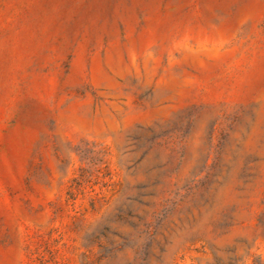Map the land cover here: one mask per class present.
<instances>
[{"label":"rangeland","instance_id":"374dc122","mask_svg":"<svg viewBox=\"0 0 264 264\" xmlns=\"http://www.w3.org/2000/svg\"><path fill=\"white\" fill-rule=\"evenodd\" d=\"M0 264H264V0H0Z\"/></svg>","mask_w":264,"mask_h":264}]
</instances>
